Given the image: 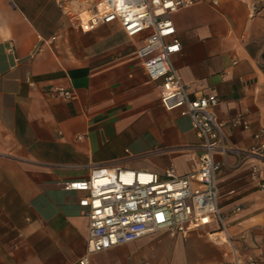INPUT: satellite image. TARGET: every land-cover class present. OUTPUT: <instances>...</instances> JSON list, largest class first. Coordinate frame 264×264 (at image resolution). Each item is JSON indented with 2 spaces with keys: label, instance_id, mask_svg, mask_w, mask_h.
<instances>
[{
  "label": "crops",
  "instance_id": "1",
  "mask_svg": "<svg viewBox=\"0 0 264 264\" xmlns=\"http://www.w3.org/2000/svg\"><path fill=\"white\" fill-rule=\"evenodd\" d=\"M173 17L182 50L172 61L190 96H217L230 141L250 147L264 131V0H196ZM145 34L117 20L84 29L56 0H0V264H223L236 254L264 264V157L254 154H228L218 173L231 240L212 223L89 251L84 191L66 181L97 165L184 174L203 150L190 115L161 102L136 52Z\"/></svg>",
  "mask_w": 264,
  "mask_h": 264
},
{
  "label": "built area",
  "instance_id": "2",
  "mask_svg": "<svg viewBox=\"0 0 264 264\" xmlns=\"http://www.w3.org/2000/svg\"><path fill=\"white\" fill-rule=\"evenodd\" d=\"M67 13L78 14L84 29L117 20L131 37L146 33L136 52L151 80L161 90V102L167 109L180 108L190 115L193 127L202 138L198 165L181 174L171 166L160 175L149 168L124 165L95 166L88 177L66 181L69 189L84 191L79 203L88 219V249L103 251L155 231L172 235L186 234L199 227L216 224L215 231L228 235L229 216L221 209L218 173L230 153L246 158L249 154L264 157V131L253 133L254 143L240 147L230 141L225 123L215 114L217 96L191 97L187 83L172 61L182 50L174 13L196 0H56ZM76 1L80 10L71 2ZM215 4L218 0H213ZM84 15V16H83ZM69 98L72 89L56 87ZM243 122L242 116L235 123ZM83 135H79L81 138ZM221 154V158L216 157ZM253 171L259 168L254 165ZM236 254L223 264H255ZM80 264H90L83 257Z\"/></svg>",
  "mask_w": 264,
  "mask_h": 264
}]
</instances>
